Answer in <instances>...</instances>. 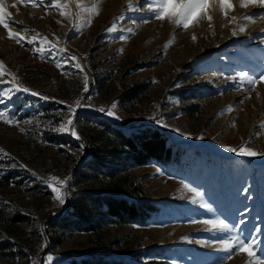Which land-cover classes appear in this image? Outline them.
I'll use <instances>...</instances> for the list:
<instances>
[{
    "label": "rangeland",
    "instance_id": "374dc122",
    "mask_svg": "<svg viewBox=\"0 0 264 264\" xmlns=\"http://www.w3.org/2000/svg\"><path fill=\"white\" fill-rule=\"evenodd\" d=\"M61 2L69 9L53 8L48 0L35 7L23 0H5L11 30L27 38L38 32L40 37L32 45L26 40L17 44L0 25V60L31 90L14 92L10 99L0 96V111L18 122L0 120V149L9 154H0V179L11 180L0 184V213L3 226L15 224L23 242L32 247L22 255V247L11 242L7 248L12 257L0 254V264H39L40 252L47 247L41 227L73 207L71 200L79 190L76 171L94 147L78 119L88 111L109 110L115 114L108 117L117 123H154L170 133L168 141L179 143V159L154 160L131 169L133 178L145 185L143 196L166 206L145 222L108 224L104 245L93 232L66 231L61 235L62 252L42 254L41 264H67L65 253L84 251L97 257L115 255L125 264H249L247 253L233 250L229 259L218 247L230 235L255 241L253 251L264 258V156L243 157L224 147L246 144L264 152V81L253 87L239 78L241 73L257 79L264 75V8L241 7L239 0H232L234 8L226 16L218 5L210 6L211 21L203 18L184 29L152 17L143 0H99L98 15L90 11L96 0ZM68 10L72 19L60 14ZM246 14L254 22L240 19ZM232 16L237 20L230 23ZM113 24L116 30L107 31ZM240 25L246 30L234 36L232 29ZM43 37L55 50L41 57L33 49L41 46ZM72 56L83 71L74 66ZM0 79L7 82L11 77ZM139 82L149 88L138 100L120 99L125 89ZM11 86L0 83V89ZM181 89L188 98L180 96ZM77 100L83 106L73 117L76 135L69 126L60 131L69 134L68 142L51 141V132L72 117L68 106L75 107ZM229 105L233 110L225 111ZM50 176L69 178L61 188L63 205L47 184ZM185 184L201 192L202 199L193 202L195 194ZM16 216L24 220L15 221ZM215 218L234 227L230 232L209 230L211 225L204 221ZM11 238L0 232V243Z\"/></svg>",
    "mask_w": 264,
    "mask_h": 264
},
{
    "label": "trees",
    "instance_id": "16d2710c",
    "mask_svg": "<svg viewBox=\"0 0 264 264\" xmlns=\"http://www.w3.org/2000/svg\"><path fill=\"white\" fill-rule=\"evenodd\" d=\"M149 88L146 82H139L125 89L120 99L136 101ZM180 96L185 93L181 89ZM193 93V92H191ZM83 134L93 144L87 160L76 171V185L79 190L71 200L72 208L66 213L49 219L42 231L45 233L39 264L43 261L42 254L62 252L59 247L66 231H88L96 235V241L104 245L108 241L106 227L108 224L141 223L150 220L163 206L159 200L144 197L145 185L133 178L131 169L150 162L169 163L180 158L176 141L170 142V133L156 124L145 121H124L117 123L107 114L97 112L82 113L78 119ZM49 139L54 142L66 143L70 140L68 133L51 132ZM7 177V176H6ZM10 176L1 185L10 182ZM96 184V185H95ZM34 219L32 215H29ZM0 213V232L11 236L0 243L2 258L9 259L12 243L19 244L22 255L32 249L29 243L23 242L22 234L17 226H3ZM15 221H23L24 217L16 216ZM11 250V251H10ZM69 257L67 264H125L118 256L98 257L90 251L65 253ZM12 257V256H11ZM10 257V259H11ZM28 260V259H27ZM18 264V263H12ZM28 264H33L29 261Z\"/></svg>",
    "mask_w": 264,
    "mask_h": 264
},
{
    "label": "snow or ice",
    "instance_id": "6c2138e0",
    "mask_svg": "<svg viewBox=\"0 0 264 264\" xmlns=\"http://www.w3.org/2000/svg\"><path fill=\"white\" fill-rule=\"evenodd\" d=\"M25 4H31L32 6H44L45 0H23ZM143 3L147 5V11L151 14L152 17L158 19V20H168L169 22H173L177 27H182L184 29H188L190 25L197 23L200 19L207 18L209 21L212 20L211 15H209V9L210 6L218 5L223 14L226 16L228 10L233 9L234 5L232 0H143ZM241 7H248L251 6H260L264 8V0H239ZM48 5L56 8V9H69V5L67 2H61V0H48ZM80 6L79 4L77 5ZM130 10H136L132 7L131 4L128 5ZM87 10V9H86ZM91 13L93 15L99 14V0H96V3L91 7L90 9ZM60 14L62 16L67 15L69 19H72L73 14L70 10L67 12L61 11ZM9 15V13L6 10L5 7V0H0V25H2L7 30L8 38L14 39L17 44H22L26 40V42L30 45L35 44L38 37H40V34L37 32L34 36L31 38H27L26 36L22 35L20 32H14L9 27V20L6 19V17ZM122 19L123 17H119ZM240 19L247 20L250 22L253 21V16L251 14H246L245 16L241 17ZM237 17L232 16L230 19V23L232 21H236ZM148 20H145L144 23H147ZM87 23H91V18L87 20ZM107 31H115L116 25L113 24L110 26ZM246 30V25H240L238 28L232 29V34L235 36L240 32H244ZM28 31V29H26ZM127 31L132 32L133 29L129 28ZM214 34V33H213ZM193 40L196 39V36L193 35ZM121 39H127V37H121ZM174 39V37H173ZM40 47H35L33 50L37 53H40L41 57H43L46 53L50 54V52L54 49V46L51 44V42L48 41L47 37H43L40 39ZM48 43V47H44L45 43ZM173 41L170 40L165 45V50L168 46L171 45ZM60 51H66V49H59ZM121 52L123 49L120 50ZM71 60L76 61L75 67L79 69L80 71H83V68L75 56H72L70 58ZM57 67H63L62 64L57 63ZM5 74L11 77L10 81H3L0 79V83H7L11 84V87H6L4 89H0V96L11 98L14 92H30L31 90L27 87H24L23 85L18 83V78L16 77L15 73H12L10 70H8L2 60H0V77H3ZM241 82L244 80H247V83L255 87L257 84H260L262 81H264V75H261L258 79L254 77H249L247 73H241L239 76ZM231 79V78H230ZM84 85H85V91L88 89V77L85 74L84 75ZM33 95H40L39 93L32 92ZM43 99H49V97L44 96ZM0 102H3L0 100ZM60 103H64L63 101H60ZM83 106L81 104L80 100H77L75 102V107L72 105H69V111L72 113V117H69L66 121V123L61 124L60 127L55 128V131H66L69 130V126H72L71 131L73 135H76L75 128H74V119L76 109L78 107ZM112 109L116 108V104L113 103L111 106ZM233 109L229 105L225 111H232ZM99 111L104 112L105 109L101 107ZM109 116L114 115L115 113L112 110H109L107 112ZM0 120H3L7 124H16L17 121H14L10 118H7V114L4 111H0ZM234 126V122H233ZM164 127H168V125H164ZM261 127H264V124L261 125ZM21 131H25L24 129H21ZM227 151L236 153L239 156L243 157H254V156H264V152H259L254 150L251 147H248L246 144H241L239 147H231V146H224ZM0 154L3 155H9L5 153L4 149H0ZM159 171V170H158ZM69 178L60 179L56 176H50L48 178L47 184L51 188L52 192L56 195L54 196V199L59 202V204L63 205L65 203V194L62 193L61 188L65 187L67 185ZM184 187L188 189L189 191L193 192L194 198L193 202H196V200L202 199L203 194L199 192L196 188H192L189 185L185 184ZM244 191H247L245 189ZM7 203V202H5ZM204 207L208 208L210 207L207 204L203 205ZM204 223L206 225H211V229L209 230H215L219 232H230L233 225H230L229 223L225 222L224 219L215 218V219H209L205 220ZM218 247L220 250L225 251L228 253L227 258H231V254L233 250H238L242 253H247L249 259V264H264V258H261L260 255L256 254V252L253 251V248L255 247V241H252L251 243L246 242L245 239L241 238L239 235H230L226 239H221L218 242ZM48 262H51L52 257H47Z\"/></svg>",
    "mask_w": 264,
    "mask_h": 264
}]
</instances>
